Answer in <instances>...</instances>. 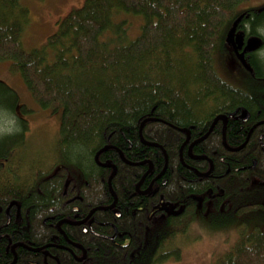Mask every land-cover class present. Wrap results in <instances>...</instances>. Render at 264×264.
I'll use <instances>...</instances> for the list:
<instances>
[{
	"label": "trees",
	"instance_id": "1",
	"mask_svg": "<svg viewBox=\"0 0 264 264\" xmlns=\"http://www.w3.org/2000/svg\"><path fill=\"white\" fill-rule=\"evenodd\" d=\"M250 1L84 0L57 22L42 46L26 49L21 37L28 9L21 0H0V61L10 62L40 108L60 113L54 157L46 163L36 159L38 169L21 173L16 162L28 151L26 117L34 110L21 104L17 92L0 79V109L7 110L11 128L17 129L0 135V204L18 199L21 226L27 231L19 229L15 237L30 247L47 245V255L20 248L15 264H79L56 246L64 239L54 224L70 217L73 206L85 216L93 207L112 204V170L95 161L106 146L98 160L116 165L110 182L120 217L111 208L95 210L91 218L98 235L81 232L80 225H61L70 239L88 248V264L179 260L180 241L202 220L210 229L234 230L237 237L211 264H264V185L253 184L255 174L264 182V148L259 144L264 143V124L248 133L254 122L264 119V7L249 6ZM127 15L141 19L132 38ZM238 17L237 35L259 38V45L244 56L245 64L226 40ZM224 55L232 57L227 56L238 71L235 82L216 68ZM238 106L248 109L249 118L228 120L225 140L239 149L222 145L217 121L191 147L194 155L213 160L212 172L205 174L207 160L188 156L190 140L207 133L216 114ZM145 120L141 140L138 131ZM181 129L189 131L186 143ZM149 161L152 171L141 189L160 172L158 183L163 184L154 196L138 195L134 185ZM56 167L59 171L52 175ZM69 177L70 185L81 178L80 198L70 185L63 189ZM156 200L164 208L152 214V209L140 210ZM167 201L172 207L165 210ZM108 222L118 229L114 240L106 237L113 233ZM53 235L59 241L50 242ZM74 251L80 254L78 248ZM8 258L3 254L0 264Z\"/></svg>",
	"mask_w": 264,
	"mask_h": 264
},
{
	"label": "rangeland",
	"instance_id": "2",
	"mask_svg": "<svg viewBox=\"0 0 264 264\" xmlns=\"http://www.w3.org/2000/svg\"><path fill=\"white\" fill-rule=\"evenodd\" d=\"M21 2L28 9V20L21 41L24 48L32 49L42 46L47 37L56 30L57 22L71 10L81 7L84 0H21ZM248 4L264 7V0H251ZM126 18L130 22L128 36L132 38L139 32L141 19L132 15H127ZM227 56L233 60L230 55H224L217 59L216 68L222 77L232 83L238 78V71ZM260 58L264 62V51L261 52ZM9 65V61H0V79L17 92L21 104L34 110L26 117L29 123V132L26 135L28 151L22 152L21 159L16 162L20 163V172L27 174L32 167L34 170L39 168L36 166L38 163L36 165L33 163L34 160L43 159L46 163L48 158L54 157L60 113L40 108L26 89L21 76L13 72ZM12 123V116L7 110L0 109V128L11 127ZM2 133L4 132H0V135ZM236 238L234 230L210 229L202 220L201 224L191 226L187 238L180 241V259H169L161 264H211L231 248Z\"/></svg>",
	"mask_w": 264,
	"mask_h": 264
},
{
	"label": "flooded vegetation",
	"instance_id": "3",
	"mask_svg": "<svg viewBox=\"0 0 264 264\" xmlns=\"http://www.w3.org/2000/svg\"><path fill=\"white\" fill-rule=\"evenodd\" d=\"M241 36H242V46H241V49L238 50V53H241L243 58H244V56H247V53H249L250 50H246L245 49L246 40H247L248 37H244L243 35H241ZM235 44H236V42H234L232 44V47L235 46ZM234 53H235V51H234ZM235 56H237V53H235ZM239 84H240V82L236 83V85H239ZM245 86H246L245 89L249 88L248 84H246ZM243 110H245V111H243ZM232 113H234V114L231 116L230 114H232ZM219 115L225 116L224 119H218L217 120L218 129H219V132L221 134V142H222L223 135H224V138H225V135H226V128H227L228 120L236 119V120H238L241 123L245 122L249 118V111H248V109L245 106H238L237 109L235 111H233V112L227 111L226 113H218V114H216L215 117H217ZM260 124H264V119H260V120H258L256 122H254L251 125V127L249 128L248 133H250V131L253 128H255L256 126H258ZM187 131H188V129H187ZM185 133H186V131H185ZM248 133L246 134L245 140H246V138L248 136ZM189 135L190 134H189V131H188V134L186 133V140H185L184 143H186V141L189 140ZM204 135L200 136L199 138L203 137ZM138 136H139V131H138ZM261 137H262V134L260 135V138ZM139 138H140V136H139ZM199 138H196V139L194 138L193 140H190L191 143H190V145L188 147V156L192 160H195V161L206 159L209 168L204 173L205 174H210L212 172V170H213V160L210 157H207L206 155H194L192 153V151H191L192 145H194L195 144L194 142L197 139H199ZM225 142H226V140H225ZM184 143L179 148V158H180V161H182V162L184 161V158H183V155H182V147H183ZM259 144H260L261 149H263L264 148V143L261 142V140H259ZM229 147L233 148L235 146H229ZM118 155L120 157L119 152H118ZM164 158H165V156H164ZM123 159L127 160L124 157H123ZM95 161H96V163L98 165H101V163L98 160V157H97V160L95 158ZM103 164H112V163H107L106 162V163H103ZM252 164H255L254 160L252 161ZM189 167L194 172H196L195 168H193L192 166H189ZM44 171H45V169H44ZM56 171H59V167L54 168V171H53L52 175H54ZM151 171H152V162L149 161L147 171L143 174L141 179L134 185V192L137 193L138 195H143V196L152 195V196H154V194H156L157 191L160 189L159 188L160 185L163 184V182L161 184L158 183V178L161 176L160 175L161 172H160L156 177H154L153 179L147 181L144 184L145 185L144 189H141L142 186H143L144 178L147 176V174L151 173ZM66 173H67V176H71V172L66 171ZM68 174H70V175H68ZM197 174H199V173H197ZM52 175H47V177L52 176ZM260 178H261V176L259 177L257 174H255L253 176V184H255V185H264V182H262V180ZM80 179L81 178H77L76 183L70 185V183H71V181L73 179L71 177H69L68 179L64 180V182L62 184L63 187H64L63 189L66 190L67 187L70 185L72 187L70 189L71 190L72 189L75 190V193H74L75 195L74 196H76L77 198H80V192H81L80 191V186H81V182H82ZM108 189H109V192L111 193V195L113 197V202L110 205V208L113 209L112 212L114 213V215L116 217H120L119 209L115 208L116 207L117 197L112 191L111 182L108 183ZM210 193H211V191H210ZM69 200H67V202ZM176 205L177 204H174V207ZM164 206L166 207L165 210H168L167 208H171L172 207L170 205L169 201L165 202ZM96 208L97 207H93V208L89 209V211L84 216L81 213V211H80L81 209L79 207L73 206L72 209H71L73 214L70 217L59 219L54 224V227H55L57 233L59 235H61V237L64 239V242L63 243H60V242L57 243V242L53 241L55 239L56 240L58 239L56 235H53V237H50V242H52V243L55 242L56 246L59 249L68 251L73 257H75V260L78 261L79 264H88V262H89V260L87 261V258H88L87 257L88 256V251L87 250H88V248L85 247L83 244H81L79 242H74L72 239H70L68 237V235L66 234L65 230L61 227V225L63 223H66L68 226L69 225H71V226H79L80 225V226H82L80 228L81 232L87 233V231H89L90 233H92L94 235H98V233L94 230L93 225H92V221L94 220V218H91L92 214L96 210ZM103 208H105V207H103ZM110 208L103 209V210H109ZM139 208H140V210H142L143 208L152 209V211H151V214H152L153 212L159 210L160 208H164V207L162 206V201L156 200L154 203L143 204ZM92 210H93V212L90 214V212ZM175 211H177V210H175ZM0 215H2V217L0 216V257L3 256V254L4 255H7V254L9 255V258L5 262V264H15L16 263L17 257H18V254H19L18 251H19L20 248L21 249H25V250H30V248H32V250H35V249L39 248V250H41L44 253H46L44 255H47V252L45 251L46 250L45 247L47 245H42L40 247H30V246H28V243L26 241L19 240V238L15 237V233H16V231H19V229H24V230L27 231V227L26 226L25 227L21 226V224L23 222L22 221L23 218H22V215H21V203H19L18 199H15V198L11 197L4 204H2V205L0 204ZM108 224L112 226L113 233L111 235H109V236H106V237H108L110 240H114L115 236L118 234V229H117L116 225L114 224V222H108ZM102 236L105 237V235H102ZM58 241H59V239H58ZM75 248H78V250H80V254H78V253H76L74 251ZM51 257H54V256H51ZM54 258L57 259L56 257H54ZM45 261L46 260L43 259L44 263H45ZM58 263L59 262L57 261V264Z\"/></svg>",
	"mask_w": 264,
	"mask_h": 264
},
{
	"label": "water",
	"instance_id": "4",
	"mask_svg": "<svg viewBox=\"0 0 264 264\" xmlns=\"http://www.w3.org/2000/svg\"><path fill=\"white\" fill-rule=\"evenodd\" d=\"M239 20H240V17H238V19L234 22L232 28L230 29V31L228 32L227 37H226V40H227V42H228L230 45H232L234 42H236L235 46H233V50H234L236 53H237V51H238L239 49H241V46H242V36H240V35H238V36H234V30H235V27H236V25H237V23H238ZM258 45H259V38H257V37H249V38H247V40H246V46H245V49H246V50H254ZM237 57H238V59H239L243 64H245L244 58H243V56H242L241 53H238V54H237ZM243 111H245V110H243ZM233 114H234V113H232V114H230V115L232 116ZM224 118H225V116H223V115H219V116L215 117L214 120H213V122H212V124H211V126L209 127L207 133H206L203 137L197 139L194 143L203 140V139L207 136V134L211 131V129H212L213 125H214V122L217 121L218 119H224ZM146 121H147V120L143 121V122L140 124V127H139V136H140V139H141V140H142V134H141L142 125H143ZM181 131H186V133L188 134L187 129H181ZM194 143H193V144H194ZM222 144H223L224 147H226V149L231 150V151H236L237 149H239V148L241 147V146H240V147H235V148L228 147V146L226 145L224 135H223V137H222ZM106 147H107V146H106ZM106 147H104L103 149H106ZM107 148H108V147H107ZM103 149L99 150V151L96 153V155H95L96 160H97L98 154H99ZM163 152H164V156H165V164H164V168H165V167H166V164H167V155H166V153H165L164 150H163ZM119 154H120L121 159H122L124 162H126V161L123 159L122 154H121L120 152H119ZM101 165H102V166H105V167H109V168H111L112 173H111V175H110V177H109V179H108V183H110V180H111L112 176H113V175L115 174V172H116V165H114V164H101ZM164 168H163V169H164ZM108 208H110V206H109V207H105V208H103V207H97L96 210H99V209H108ZM92 212H93V210L90 212V214H91ZM35 250H39V248H38V249H35Z\"/></svg>",
	"mask_w": 264,
	"mask_h": 264
},
{
	"label": "clouds",
	"instance_id": "5",
	"mask_svg": "<svg viewBox=\"0 0 264 264\" xmlns=\"http://www.w3.org/2000/svg\"><path fill=\"white\" fill-rule=\"evenodd\" d=\"M14 130H17V129H13L11 127H7V128H0V132H6V133H10Z\"/></svg>",
	"mask_w": 264,
	"mask_h": 264
}]
</instances>
